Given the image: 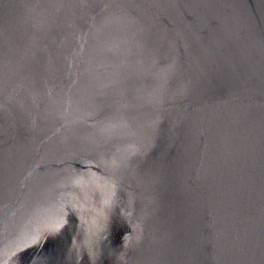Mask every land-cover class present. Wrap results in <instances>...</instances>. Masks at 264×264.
<instances>
[{
	"label": "water",
	"instance_id": "1",
	"mask_svg": "<svg viewBox=\"0 0 264 264\" xmlns=\"http://www.w3.org/2000/svg\"><path fill=\"white\" fill-rule=\"evenodd\" d=\"M0 264H264V0H0Z\"/></svg>",
	"mask_w": 264,
	"mask_h": 264
}]
</instances>
